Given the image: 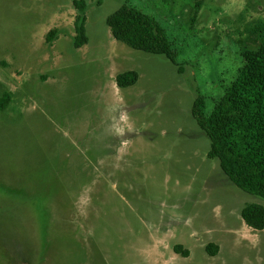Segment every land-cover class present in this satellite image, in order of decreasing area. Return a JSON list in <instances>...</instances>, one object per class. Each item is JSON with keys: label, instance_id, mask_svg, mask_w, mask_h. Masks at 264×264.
<instances>
[{"label": "rangeland", "instance_id": "1", "mask_svg": "<svg viewBox=\"0 0 264 264\" xmlns=\"http://www.w3.org/2000/svg\"><path fill=\"white\" fill-rule=\"evenodd\" d=\"M74 1L0 0V264H264V229L241 217L264 202L229 180L192 116L261 46L264 0H85L78 48ZM125 3L161 24L175 64L112 36Z\"/></svg>", "mask_w": 264, "mask_h": 264}, {"label": "trees", "instance_id": "2", "mask_svg": "<svg viewBox=\"0 0 264 264\" xmlns=\"http://www.w3.org/2000/svg\"><path fill=\"white\" fill-rule=\"evenodd\" d=\"M204 0H195L200 9ZM79 13L75 19V47L87 43L85 36V0H75ZM112 36L128 47L146 53L164 55L176 63L177 52L161 24L138 8L122 4L106 17ZM263 30L264 23L254 26ZM56 37L51 29L46 41ZM243 66L231 81L212 111L205 112L206 100L199 95L192 105V116L210 139L209 156L217 159L229 180L242 191L259 196L264 202V41L257 50H241ZM138 80L136 71H126L116 76L118 87L134 85ZM10 101L5 92L0 97V111ZM245 224L255 230L264 229V203H248L241 211ZM207 250L215 255L213 244Z\"/></svg>", "mask_w": 264, "mask_h": 264}, {"label": "clouds", "instance_id": "3", "mask_svg": "<svg viewBox=\"0 0 264 264\" xmlns=\"http://www.w3.org/2000/svg\"><path fill=\"white\" fill-rule=\"evenodd\" d=\"M81 203H87L86 201H82Z\"/></svg>", "mask_w": 264, "mask_h": 264}, {"label": "flooded vegetation", "instance_id": "4", "mask_svg": "<svg viewBox=\"0 0 264 264\" xmlns=\"http://www.w3.org/2000/svg\"><path fill=\"white\" fill-rule=\"evenodd\" d=\"M4 93H5V92H4ZM4 93H3V94H4ZM8 93H9V92H8Z\"/></svg>", "mask_w": 264, "mask_h": 264}]
</instances>
